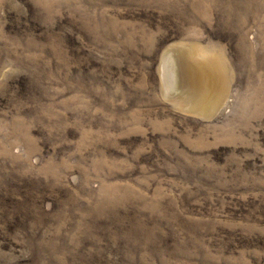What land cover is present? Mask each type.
<instances>
[{
	"label": "rangeland",
	"instance_id": "rangeland-1",
	"mask_svg": "<svg viewBox=\"0 0 264 264\" xmlns=\"http://www.w3.org/2000/svg\"><path fill=\"white\" fill-rule=\"evenodd\" d=\"M0 264H264V0H0Z\"/></svg>",
	"mask_w": 264,
	"mask_h": 264
},
{
	"label": "bare ground",
	"instance_id": "bare-ground-1",
	"mask_svg": "<svg viewBox=\"0 0 264 264\" xmlns=\"http://www.w3.org/2000/svg\"><path fill=\"white\" fill-rule=\"evenodd\" d=\"M213 68H214V67H213ZM208 72H209V71H208ZM213 72H214V71H213ZM210 73H212V72H210ZM213 74H214V73H213ZM208 75H209V74H208ZM215 81H216V80H215ZM215 84H216V83H215ZM212 87H214V86H212ZM220 89H221V87H220ZM220 89H219V90H220ZM217 91H218V90H217ZM222 91H224V90L222 89Z\"/></svg>",
	"mask_w": 264,
	"mask_h": 264
}]
</instances>
